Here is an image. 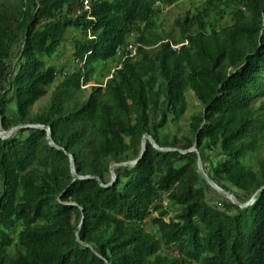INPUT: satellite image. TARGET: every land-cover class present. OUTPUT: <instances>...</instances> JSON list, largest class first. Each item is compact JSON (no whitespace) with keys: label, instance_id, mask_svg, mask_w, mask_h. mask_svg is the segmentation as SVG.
<instances>
[{"label":"trees","instance_id":"trees-1","mask_svg":"<svg viewBox=\"0 0 264 264\" xmlns=\"http://www.w3.org/2000/svg\"><path fill=\"white\" fill-rule=\"evenodd\" d=\"M180 1L0 3V264H264V0Z\"/></svg>","mask_w":264,"mask_h":264},{"label":"rangeland","instance_id":"rangeland-1","mask_svg":"<svg viewBox=\"0 0 264 264\" xmlns=\"http://www.w3.org/2000/svg\"><path fill=\"white\" fill-rule=\"evenodd\" d=\"M11 1L13 0H0V3H6ZM205 1L206 0H181L180 2H178L173 6H169V5L165 6L162 15L159 18V22H161L162 28L166 31L170 30L173 27V23L175 19H177L180 16H183L187 11L194 13L195 8L203 5ZM224 22H227V19H225ZM72 53H73L72 47L69 44H66L62 48V50L56 56H54V58L51 60L50 63L58 66L64 65L65 72H70L72 70V67L69 66L68 63L70 61ZM92 85H94V81L88 83L85 87L87 90H89ZM51 92H52V88H48L46 96H44L42 99H40L33 105V107L31 108L32 114L39 111L43 106H45L48 103ZM186 98L188 103V110L186 113V117H187L198 108L199 103L195 99L192 92H188L186 94ZM185 123L186 122L181 121L178 125L170 124L167 130L170 131L171 133L181 134L182 131L185 129L184 128ZM178 126L180 128H178ZM111 179H112V175H111ZM213 190L216 192V193L215 192L212 193L211 198L213 201H218L221 203L224 199H227L223 193L218 192L215 189Z\"/></svg>","mask_w":264,"mask_h":264},{"label":"water","instance_id":"water-1","mask_svg":"<svg viewBox=\"0 0 264 264\" xmlns=\"http://www.w3.org/2000/svg\"><path fill=\"white\" fill-rule=\"evenodd\" d=\"M21 128H36V129H41V130L45 131L46 132V138H47L48 143L51 146L56 147L57 149H61L60 147H58L57 145H55V143L53 142V140L51 138V128L49 126H45V125H19L17 127L11 128L8 131H3V130H1V115H0V138L5 139V138L9 137L12 133H14L15 131H17L18 129H21ZM146 141H148L150 144H152L155 149H158L160 151H164V150H168V151L169 150H174V149H171V148H167V149L158 148V146L154 143L153 138L150 135H146L143 138L142 143H141V156H143V153L145 151V142ZM186 152H196L197 153V155H198V168H199L200 172L202 173L203 178L205 179V181L208 183V185L210 187H212L213 189L217 190L218 192L223 193L226 196V198L231 203H234V204L239 205L241 207H245V206H247V205H249L250 203L253 202L256 194L247 203L242 204V205L239 204V202L237 201V199L235 198V196L232 193L225 192L224 190H222L221 188H219L215 183H213L209 179V177L206 175V173L202 169L201 159H200L199 154H198V152H197V150H196L195 147L189 149L188 151H184L183 153H186ZM70 161H71V170H72V173H73L74 181H76L78 179H83V178H81V177H79L77 175V173L75 171V167H74V160H73V157L71 155H70ZM138 161H139V159L136 160V161H134V162H129V164H135ZM126 164L127 163H125L123 165H126ZM113 167H111V169H110V172H111V175H112V179H111V182L109 183V185H111L114 182V180H115V174H114V171H113ZM85 178H90V177H85Z\"/></svg>","mask_w":264,"mask_h":264},{"label":"built area","instance_id":"built-area-1","mask_svg":"<svg viewBox=\"0 0 264 264\" xmlns=\"http://www.w3.org/2000/svg\"><path fill=\"white\" fill-rule=\"evenodd\" d=\"M84 5H85V9H88V2L87 1L84 2Z\"/></svg>","mask_w":264,"mask_h":264}]
</instances>
